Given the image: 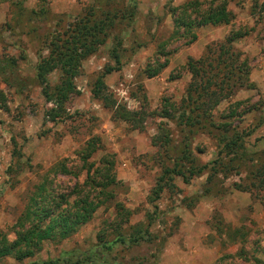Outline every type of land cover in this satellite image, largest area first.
<instances>
[{"label": "rangeland", "instance_id": "1", "mask_svg": "<svg viewBox=\"0 0 264 264\" xmlns=\"http://www.w3.org/2000/svg\"><path fill=\"white\" fill-rule=\"evenodd\" d=\"M187 1L193 0H50L43 13L38 0L0 3V64L5 57H16L17 74L27 80L19 89L0 72V234L15 237L19 216L45 174L49 180L53 178L51 189L59 192L71 191L77 180H83L84 171L73 177L55 174L50 167L61 161L68 166L79 165L78 153L88 138H100L101 148L92 159H100L105 152L116 156V196L70 237L60 241L45 239L34 259L59 257L65 250L94 248L100 245L98 234L103 231L104 238L112 240L117 233L131 235L143 228L144 237L138 243H117L104 256L119 264H264V188L246 192L234 187L235 182L248 181L246 175L264 162V10L257 0H231L233 19L220 25L195 27L192 32L197 36L192 40L190 31L182 35L183 29H179L180 36L175 33L173 23L177 12L173 9ZM198 1L204 12L214 0ZM92 7L98 13L114 11L120 16L136 8L130 19L117 17L106 44L83 60L76 78L79 92L70 99L71 117L54 122L46 114L50 102L34 79L36 65L47 54L45 38L50 30L66 27ZM236 28L247 31L233 42V47L241 53L239 59L249 65L252 85L235 89L220 101L214 116L220 122L231 121L229 131L236 129L243 135L246 159L238 167L237 162H232L226 172L208 167L189 182L175 176L173 186L169 181L160 197L150 201L162 165L171 163L164 149L151 143L163 117L151 115L141 129H133L127 121L113 119L112 112L91 93L102 68L115 64L108 53L113 35L117 33L123 39L122 63L106 77L107 88L127 109L138 110L144 105V95L145 106L150 109L159 108L163 96L179 101L192 77L184 66L187 58L203 55L209 45L217 46ZM163 41L167 50L174 52L168 55L167 66L149 77L143 68L148 60L160 56L157 52ZM48 76L56 82L59 73L53 71ZM232 106L238 108V113L228 116ZM163 120L168 124L170 145H175L176 152L184 146L186 135L199 164L219 158L215 137L197 128L190 131L174 120ZM230 157L224 156V160ZM116 201L131 211L129 220L118 228ZM235 228L245 233V242L235 237ZM242 248L248 251L247 256L240 253ZM257 257L262 261L258 262ZM0 264L18 263L14 256L6 255L0 257Z\"/></svg>", "mask_w": 264, "mask_h": 264}, {"label": "trees", "instance_id": "2", "mask_svg": "<svg viewBox=\"0 0 264 264\" xmlns=\"http://www.w3.org/2000/svg\"><path fill=\"white\" fill-rule=\"evenodd\" d=\"M4 0H0V3ZM50 0H38L40 12L48 10ZM231 0H214L204 11H200L198 0L187 1L181 7L174 8L177 11L173 17L175 33L183 29V34L191 32L192 40L196 38L192 29L205 25H220L229 23L234 13L229 8ZM22 4V1H19ZM264 10V0H257ZM135 8L119 15L117 12L98 13L95 8L89 9L83 14H78L73 21L68 22L66 27L50 30L45 38L47 54L41 56L36 65V82L41 84V92L44 98L50 102L47 108V118L56 122L71 117L69 114L70 99L79 92L76 78L80 75L84 59L95 55L100 48L106 44L111 37L112 28L116 26L117 17H133ZM119 21V20H117ZM180 29V30H179ZM247 31L238 28L230 30L224 40L217 43V46L209 45L206 52L198 57L189 56L184 64L186 69L192 73L183 95L179 101L169 97H162V104L159 108L150 109L145 105L146 96H142L144 105L138 110H130L114 97L108 90L106 77L115 69L121 66L122 37L115 33L113 45H111L109 56L114 59L115 64H106L97 76L91 93L93 98L98 100L104 108L112 112L113 119L127 121L133 129H141L145 120L151 115L174 120L179 126L188 127L190 131L194 128L206 132L217 140L220 147L219 158L210 163L199 164L190 141L186 137L182 140L184 145L181 151L174 150L175 145H170V129L165 120L161 119L156 128L158 132L151 138V143L164 149V155L171 159V163H164L157 182L152 188L150 201L160 197L165 185L172 184L175 176L182 177L183 181L189 182L193 175L202 174L208 167L216 170L218 167L224 172L231 169L232 162H240L246 159L247 153L243 144V135L236 129L230 132L231 121H217L214 110L223 99L230 96L235 89L252 85L250 84L249 65L245 60L239 59L241 54L233 47V42L243 38ZM181 34H179L180 36ZM157 52L163 56H156L148 60L143 72L149 77L161 72L167 66V57L174 50H167L166 42L160 43ZM0 64V72L4 78L16 88L23 89L26 85V78L17 74V59L13 56L5 57ZM53 71L59 73V78L50 80L48 73ZM15 74V75H14ZM238 105L239 102H236ZM249 110H245V113ZM238 108L232 106L228 116L237 115ZM101 148L100 138L93 136L88 138L85 145L79 150V165H66L64 161L50 167L55 174L78 177L79 172L84 171L82 181L76 182L71 191H56L51 189L53 178L45 174L44 178L36 186L34 195L30 197L25 210L19 216L15 228V237L10 239L4 232L0 234V257L12 255L18 264H119L116 259L109 260L104 252H111L115 244L121 243L125 246L138 243L143 239V228L137 229L131 235L117 233L112 240L104 238L103 231L98 234L100 245L83 251L65 250L59 257L38 258L36 253L42 248L45 239L60 241L73 235L81 225L89 222L96 210L116 196L114 190L118 182L115 172L114 153L105 152L100 159H92ZM231 155L228 161L224 156ZM222 156V157H221ZM221 157V158H220ZM239 161V162H238ZM217 165V166H216ZM245 182H235L234 187L240 191L253 192L264 188V162L246 175ZM115 207L120 219L115 228L119 227L125 220H129L131 211L121 201L115 202ZM146 234L149 233L147 229ZM235 237L243 235L241 228L234 229ZM243 242L245 240L243 239ZM261 252H264L262 247ZM243 256L248 251L240 250ZM258 262L262 261L257 257Z\"/></svg>", "mask_w": 264, "mask_h": 264}]
</instances>
